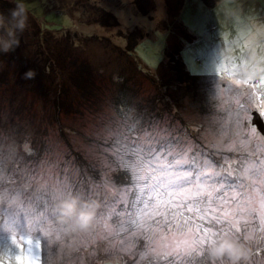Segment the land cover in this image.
<instances>
[{"label":"rangeland","instance_id":"1","mask_svg":"<svg viewBox=\"0 0 264 264\" xmlns=\"http://www.w3.org/2000/svg\"><path fill=\"white\" fill-rule=\"evenodd\" d=\"M168 1L173 0H140L141 11L134 0H26L30 26L20 36L15 51L0 54V158L4 169L12 165L14 157L31 161L38 171L50 176L64 167L72 181L99 197L88 200L74 192L58 200L54 212L60 202L72 198L82 204L94 203L99 211L101 200L110 199L116 187L126 185L123 178H114L118 170H123L112 162L106 145L129 135V127L138 118L143 127H151L154 132L170 128L189 151L204 152L216 160L222 156H251L253 148L257 158H264V135L250 125L255 113L264 122V108L253 99L260 78L256 84L254 81L238 87L231 78H225L227 74L222 70L242 53L244 59L237 62L235 74L241 67L252 66L248 63L250 56L256 58V70L264 67L260 41L248 42L250 17L246 13L247 19L244 17L237 2L228 11L229 5L217 0H206L208 4L216 1L210 8L202 0H179L183 4L176 13L194 37L189 41L161 28L166 10H172ZM13 6L11 0H0V12L6 14ZM103 11L117 18V28L107 27L105 18L100 22ZM230 16L235 25L227 23ZM218 20H227L224 33L211 29ZM129 34L137 38L128 53L129 60H135L137 68L154 73L155 78L137 72L133 75L112 51L114 46L124 48ZM170 40L180 44V57L190 74L219 79L218 84L202 90L203 105L189 94L182 95V90L169 82L168 71L156 72ZM29 70L35 76L25 79ZM123 75L126 98L119 94V76ZM221 83L227 86L220 87ZM140 130L136 125V131ZM241 179L251 184L253 177L244 175ZM0 205L4 206L0 211V260L7 262L16 249L11 245V233L5 229L19 233L13 222L19 208L9 203L6 193L0 195ZM55 225L65 231L76 229L62 223L59 216ZM224 236L231 237L212 238ZM207 246L200 264H209ZM43 251L41 264H134V258L126 253L109 256L99 247L71 259V253L66 256L52 244L45 254L47 262H43ZM148 255H152L150 250ZM148 255L141 254L135 264H147ZM248 264H264V247H254Z\"/></svg>","mask_w":264,"mask_h":264},{"label":"snow or ice","instance_id":"2","mask_svg":"<svg viewBox=\"0 0 264 264\" xmlns=\"http://www.w3.org/2000/svg\"><path fill=\"white\" fill-rule=\"evenodd\" d=\"M246 50L251 51L247 46ZM243 59L242 53L222 69L225 78L238 87L254 82L241 85L234 79L237 62ZM257 70L264 72V67ZM258 84L253 99L264 108V76ZM132 124L129 135L106 145L112 162L122 168L129 182L116 187L110 199L101 200L89 232L65 231L55 225L58 213L53 205L58 200L74 192L88 200L99 199L72 181L64 167L50 176L38 171L31 161L14 157L5 170L0 158V195L6 193L9 203L19 208L13 221L19 233L5 229L11 233L16 253L0 264H12L13 260L15 264H41V249L46 254L52 244L66 256L71 253V259L99 247L109 256L126 253L134 258V264L141 254L148 255V250L152 255H148L147 264H200L209 240L219 235L241 241L252 253L254 247H264V158L256 157L255 148L251 156L216 160L204 152L189 151L170 128L154 132L143 127L139 118ZM244 175L253 177L251 184L241 179ZM3 207L0 205V211ZM46 224L54 227L46 228ZM129 236L132 238L127 239ZM69 240L73 242L69 244Z\"/></svg>","mask_w":264,"mask_h":264},{"label":"clouds","instance_id":"3","mask_svg":"<svg viewBox=\"0 0 264 264\" xmlns=\"http://www.w3.org/2000/svg\"><path fill=\"white\" fill-rule=\"evenodd\" d=\"M13 7L5 14L0 12V54L15 51L20 46V36L29 28V11L26 0H11ZM248 63L251 67H241L234 79L241 85L252 82L264 76V72L256 70V58L250 56ZM35 72L29 70L24 74L25 79H32ZM94 203H81L72 198L62 201L57 206V213L62 223L71 225L82 232L91 231L96 217ZM206 255L209 264H248L251 249L241 241L231 237H218L209 240Z\"/></svg>","mask_w":264,"mask_h":264},{"label":"trees","instance_id":"4","mask_svg":"<svg viewBox=\"0 0 264 264\" xmlns=\"http://www.w3.org/2000/svg\"><path fill=\"white\" fill-rule=\"evenodd\" d=\"M134 2L139 7V9L142 11V7L140 6V0H134ZM202 2L207 7L213 6L212 3H216V1H214V2H210V4H208L209 2L207 3L206 0H202ZM167 3L172 7V10L171 11H168V9L166 10V19H165V21H162L160 23L162 26L161 28L170 29L177 36L179 35V36H181V37H183L189 41H193L194 37H192L189 34L190 32L189 33L187 32L188 29L187 30L185 29V27L182 25L181 21L179 20V18L177 16V13H176V11H179L183 2L179 1V0H173L171 2L168 1ZM102 18H105L108 20L106 23L107 27L117 28L119 26V22H118L117 18L110 12L103 11L101 16L99 17L100 22L103 21ZM211 29L214 30L215 28L212 27ZM135 39H137V38L134 36V34H129L127 37V44L125 45V47L119 48V47L114 46V48H112V51L114 53H116L117 55H119L123 59V61L126 63L125 65H127L132 70L133 75H135V73L137 72V73L144 74V75H147L150 77L153 76L152 78H155L154 73H150V72L145 71L144 69L139 68V67L137 68L136 61L135 60L130 61L131 59L129 60V54L128 53L137 44V41ZM97 41H98V39H97ZM214 47H215V45L212 48H214ZM165 48L166 49L164 50V60L161 62V65L157 68L156 72L158 71V73H160V72H164V70L168 71L169 75H170V78L168 79V80H170L169 82L173 83V85H176V87H179L182 90V95L186 96L189 94L195 99V102L199 101L203 105L202 99L200 98L202 90L207 91L209 89L208 87H211L215 83L218 84L220 82L219 79H217V77L213 76V75L199 76V75L190 74V72H188L186 70V68H185V66L181 60V57H180L181 46L178 42H172L170 40V45H168ZM124 78L126 79V77L124 75L119 76V81H120V85H121L120 90H119V92H120L119 94H120L121 98L125 97L124 93L126 91V89H125L126 87L125 88L122 87L124 85L123 81H125ZM74 82L77 83L76 81H74ZM167 84H168V82H167ZM224 85H226V84L221 83L220 87H222ZM123 90H125V91L122 92ZM59 98H60V96L57 99L59 100ZM207 102L209 103L208 105H210V102L209 101H207ZM56 108L59 109V106L56 105ZM251 121H252V119H251ZM250 125H251V122H250ZM252 127H254V126H252ZM118 177L123 178V181H125L124 184H126V185L128 184V182H129L128 176L126 175V173L124 171L118 170V173L114 178L116 180H118ZM42 259H43V262H45V261L47 262V258H45L44 251L42 254Z\"/></svg>","mask_w":264,"mask_h":264},{"label":"crops","instance_id":"5","mask_svg":"<svg viewBox=\"0 0 264 264\" xmlns=\"http://www.w3.org/2000/svg\"><path fill=\"white\" fill-rule=\"evenodd\" d=\"M217 1L219 2V4L227 3L230 7V10L228 11H231L233 9V6H235L234 5L235 2H237V4L240 7H242L240 12L244 15V17L247 19L244 13H246L248 18L250 17L249 25L251 26V29L249 30L248 37H247L248 42L249 43L252 42L254 44L255 41L256 42L260 41L258 46L262 48L264 52V0H217ZM230 20L231 21H227V20H224V21H227L228 24L231 22L232 24L233 21H232L231 16H230ZM224 21L218 20L215 22V24L211 26V28L212 27L216 28V30L214 29L215 30L214 33H220V32L222 33V30L224 33V30L226 29L224 25ZM210 22H213V21H210ZM227 28H231V27H227ZM209 29H207V31H209ZM228 32L232 33V30ZM256 83L257 81L254 82V84ZM1 250L2 249H0V252Z\"/></svg>","mask_w":264,"mask_h":264},{"label":"water","instance_id":"6","mask_svg":"<svg viewBox=\"0 0 264 264\" xmlns=\"http://www.w3.org/2000/svg\"><path fill=\"white\" fill-rule=\"evenodd\" d=\"M251 125L256 128L258 133H260L261 135H264V122L261 119L259 114L255 113L253 115V118H252V121H251Z\"/></svg>","mask_w":264,"mask_h":264}]
</instances>
